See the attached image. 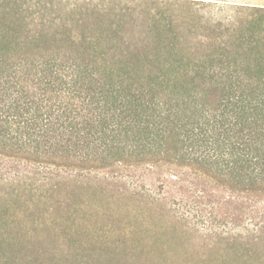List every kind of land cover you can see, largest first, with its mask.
I'll use <instances>...</instances> for the list:
<instances>
[{
	"label": "trees",
	"instance_id": "trees-1",
	"mask_svg": "<svg viewBox=\"0 0 264 264\" xmlns=\"http://www.w3.org/2000/svg\"><path fill=\"white\" fill-rule=\"evenodd\" d=\"M121 1L0 0V179L113 171L215 231L264 228V0H193L224 28L246 16L250 61L211 50L144 79L103 28ZM192 73L193 93L164 90Z\"/></svg>",
	"mask_w": 264,
	"mask_h": 264
},
{
	"label": "rangeland",
	"instance_id": "rangeland-1",
	"mask_svg": "<svg viewBox=\"0 0 264 264\" xmlns=\"http://www.w3.org/2000/svg\"><path fill=\"white\" fill-rule=\"evenodd\" d=\"M204 4L122 0L115 10L125 8L121 17L103 28L116 30L117 53L135 78H150L172 57L188 65L211 50L250 61L246 16H237L239 27L224 28L211 18L225 14ZM176 76L164 90L193 93V73ZM128 181L106 170H25L0 179V264H264V228L215 231L175 215L165 200L140 195Z\"/></svg>",
	"mask_w": 264,
	"mask_h": 264
}]
</instances>
